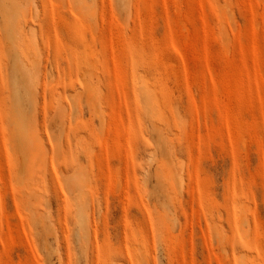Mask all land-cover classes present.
I'll return each instance as SVG.
<instances>
[{"label":"rangeland","instance_id":"obj_1","mask_svg":"<svg viewBox=\"0 0 264 264\" xmlns=\"http://www.w3.org/2000/svg\"><path fill=\"white\" fill-rule=\"evenodd\" d=\"M0 264H264V0H0Z\"/></svg>","mask_w":264,"mask_h":264}]
</instances>
